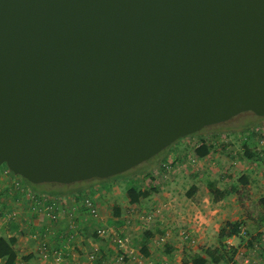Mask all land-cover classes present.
<instances>
[{"label": "water", "instance_id": "95a60500", "mask_svg": "<svg viewBox=\"0 0 264 264\" xmlns=\"http://www.w3.org/2000/svg\"><path fill=\"white\" fill-rule=\"evenodd\" d=\"M264 118V0H0V166L106 180Z\"/></svg>", "mask_w": 264, "mask_h": 264}, {"label": "crops", "instance_id": "0c3cea01", "mask_svg": "<svg viewBox=\"0 0 264 264\" xmlns=\"http://www.w3.org/2000/svg\"><path fill=\"white\" fill-rule=\"evenodd\" d=\"M223 130L225 132H218L216 135L226 136L231 133L236 134L239 140H244L248 134V132H245V135L244 133L237 134L228 127ZM181 145L143 170V176L147 175V177L143 181L144 187L138 188L146 192L147 196L135 204H129L125 197L119 204L116 203L117 200L113 201V197L120 194L117 183H113L110 187L105 186V188L111 189V193L106 195L108 198L103 203L100 201L103 184H94L90 189L96 200L92 199L98 205L100 220L97 224L114 226L124 214L126 215L128 235L125 237L134 253L138 255L137 262L132 264H206L203 249L216 241L217 232L222 224L245 219L241 207L247 206L244 197H250L254 193L250 186L251 181L246 179L247 183L238 184L228 189H222L219 184H216L218 189L227 191V196L216 203H212L209 200L206 186L199 178L206 176L208 171H216L217 176H228L236 169L233 170L229 167H225L223 170L219 169L224 160L218 152H210L202 159L191 160L189 156L193 151L185 152ZM178 153L182 160L177 157ZM247 163L249 160L244 165ZM164 165H167L171 170L166 179L161 178L164 177ZM255 167L246 170V172H254L255 175L254 173L247 175L251 178L254 176L258 182L257 186H261L264 191V173L260 167L256 165ZM231 176L235 177V173ZM5 186L6 184L0 186V221L4 219L3 216L8 210H18V217L14 223H10L6 227L0 226V236H14L18 241L20 235H10L14 233L13 226H16V232L26 233L29 238L33 236L37 239L43 238L50 243L51 248H57L59 231L60 235H63L67 218L62 217L56 224H49L35 217L32 213L27 212L26 202L22 196L15 194V192L8 194L10 190L7 191ZM255 190L258 191L259 188ZM83 192L55 199L70 206L75 197L85 194ZM107 204H109V209ZM113 210H117L115 215H113ZM2 224L0 223V225ZM82 224L89 225L90 222ZM94 226L95 223L91 225V227ZM181 231H185L194 240V244L184 242L180 237ZM33 233L37 235H33ZM225 242L222 241L224 244ZM230 242L234 245V239ZM263 245L264 243L261 246L264 247ZM90 246L97 250L99 256V261L94 264H113L112 245L102 239H92L84 235L83 238L80 237L75 240L69 250L64 251L66 264H90L86 261ZM143 248L147 253L145 257L139 253L140 249ZM29 252L23 255L21 260L17 259L20 261L19 264H44L38 255L36 241L33 249ZM257 255L261 257V253ZM13 264H17V261Z\"/></svg>", "mask_w": 264, "mask_h": 264}, {"label": "rangeland", "instance_id": "374dc122", "mask_svg": "<svg viewBox=\"0 0 264 264\" xmlns=\"http://www.w3.org/2000/svg\"><path fill=\"white\" fill-rule=\"evenodd\" d=\"M227 127L230 128L232 132L235 131L237 134L244 133L245 135V132H248V134H246L247 137L244 140H239V138L236 137V134L229 133L226 136H223L222 134L216 135V133L218 132H225L223 129ZM203 140L206 141L205 143H210L212 145L211 152H218L223 157L224 163L220 164V167L218 165L219 169L223 170V168L225 167H229L233 170L236 169L233 173H231V175L235 173V177H232L231 175L217 176L216 171H208V174H206V176L199 178V180H201L204 185L206 184V182H213L215 185L219 184V187L222 189H228L232 186H237L238 184H240V182L247 183L246 179H249V181H251V189L254 190V193L250 195V197H244L247 206L243 205L241 207L242 215L245 217L244 220H240L238 222L243 227L242 233L238 240H234V245L231 248H226L227 250H225L224 248H220V250L223 251L224 255L218 264H255L254 262H261L264 264V255L261 254V257H259L252 251L254 243L259 245H262L264 243V241H262L260 237L264 233V211L259 208L257 204V200L260 199L262 195H264V191L262 190L261 186H257L258 182L254 178V176H252V178L248 176L252 175L254 172H246L247 169H249L250 167L254 168L256 165L257 167H260L262 169V172L264 173V160L261 158H257L258 151H261L259 149V141L264 140V118H257L251 113H244L223 124L205 128L194 135L187 136L175 141L173 144H171L169 147L164 149L152 159L123 174L111 177L107 180H104L102 183L100 181H90L88 183V187L85 188L83 193H85V196H89V198H94L93 192L90 191V189H92V185L103 184V191L100 197V201L103 203L104 200L108 198L106 195L111 193V189L105 188V186L110 187L113 183H117V185L119 186L118 190L120 194L116 196L117 199H115L116 197H113V201L117 200L116 203L119 204L120 201L125 197V191L128 187H144L143 181L144 179H146L147 175L143 176V170L147 169V167L153 164L156 160L164 155H168L169 153L173 152L177 147L180 146V144H182L181 147H183L185 152H190L195 145L199 144ZM219 141H223L222 143H225L227 147H223L222 143ZM243 146L251 154V157L248 159L244 154L245 149L243 148ZM181 153L184 154L183 152ZM177 156H179V153ZM179 158L182 160L181 156H179ZM247 160H249V163L244 165ZM221 176L223 177L221 178ZM7 183H11L10 186L12 187L15 186V184H21L27 187L33 193L38 192L34 191L37 189L36 186L38 185L27 184L22 178L14 176L2 165L0 166V186ZM258 188L259 190L256 191L255 189ZM113 191H115V189H113ZM107 206L109 209V204H107ZM108 209L106 208V210ZM0 223H3L2 225H0L1 227H3V225L5 227L9 225L6 221H0ZM87 232L92 233V230H88ZM15 235H20V237L18 236V238L20 239L17 241L15 249L18 259L21 260L23 255L30 253L29 251L33 249L35 240L29 238L26 233L21 234L20 232H16ZM214 247H218L217 241L212 242V244L208 248ZM19 263L20 261L17 260V264Z\"/></svg>", "mask_w": 264, "mask_h": 264}, {"label": "built area", "instance_id": "2783aa9c", "mask_svg": "<svg viewBox=\"0 0 264 264\" xmlns=\"http://www.w3.org/2000/svg\"><path fill=\"white\" fill-rule=\"evenodd\" d=\"M217 139V138H216ZM223 142V141H219ZM223 147H227L225 143H222ZM259 149L257 158L264 160V140L259 141ZM191 160H196L197 158L192 154L190 157ZM164 177L166 179L167 175L171 173L170 168L167 165L163 166ZM18 177V176H17ZM11 183L6 184L8 194L15 192L19 194L26 202L27 212L32 213L35 217L46 221L49 224H56L62 217L67 218V225L64 227L62 234L57 238V248H51L50 243L47 240L37 237H31V239L37 242V251L40 259L44 264H66V251L71 248V244L79 239L83 238L84 229L91 228L95 236L103 241H106L108 244L112 245V256L113 264H132L137 262L138 255L134 253L133 249L130 247L125 235H128V221L127 217L124 214L121 218V224L119 226H106L99 225L100 218L98 217V205L94 202L89 196H79L75 197L73 204L67 206L63 201L56 200L54 197H49L47 195H38L30 191L27 187L21 184H15V186H10ZM60 199V198H57ZM3 222L14 223L18 217V210L6 211L4 214ZM90 222L89 225H83L82 223ZM95 223L94 227L91 225ZM242 228L240 233H242ZM33 235H37L33 233ZM180 237L184 242L188 244H194V240L187 235L185 231L180 232ZM261 240L264 241V233L260 236ZM234 238H228L225 241L226 248H230L233 245L231 240ZM253 253L264 255V248L259 244L254 243L252 247ZM97 250L90 246L88 248V253L86 255V261L90 264H93L96 260ZM261 263V262H254ZM0 264H4L0 261ZM263 264V263H261Z\"/></svg>", "mask_w": 264, "mask_h": 264}, {"label": "trees", "instance_id": "16d2710c", "mask_svg": "<svg viewBox=\"0 0 264 264\" xmlns=\"http://www.w3.org/2000/svg\"><path fill=\"white\" fill-rule=\"evenodd\" d=\"M206 141H201L199 144L195 145L192 149L193 153L190 154L189 158L192 156V154L197 158V159H202L205 156H207L211 150H212V145L210 143H205ZM245 149L244 154L246 158H250L251 154L249 151L243 146ZM180 156V155H179ZM179 156H177L179 158ZM97 181V182H103L104 180H97V179H92L86 182H81L77 184H72V185H67V186H61V185H56V184H42L36 186V190L38 191L35 194H43L47 195L49 197H54V198H61L65 196H72L75 193L80 194L85 190L86 187H88V183L90 181ZM107 180V179H106ZM26 182V181H25ZM27 183V182H26ZM245 182H240V184H244ZM29 184V183H27ZM30 185V184H29ZM209 196V200L212 203H216L223 198L227 196V191L225 190H220L216 187V185L213 182H206L205 184ZM125 200L129 204H135L137 203L140 199H144L147 196V193L144 191H141L138 187L135 186H130L126 189L125 191ZM257 204L259 208H261L264 211V197L260 198L257 200ZM117 210H113V215H115ZM121 224V221L116 222V226H119ZM241 228L243 229L242 225L238 222L234 223H228L225 222L222 224V226L219 228L217 235H216V241H217V246L214 248H205L203 249V254L206 258V264H218L219 261L223 258V251L220 250V248L226 249V246L222 241H225L228 238H234V240H238L241 233L240 230ZM12 230H14L13 234L10 235H15L16 232V226H13ZM88 230L91 231V228L84 229L85 232V237L88 236L89 238H96L99 239L95 236L92 231V233L87 232ZM100 240V239H99ZM17 244V239L14 236L11 237H3L0 236V261L4 264H13L15 261H17V252L15 249V246ZM231 248V247H230ZM139 253L142 255V257L147 256V253L145 252L144 248L140 249ZM99 261V256L96 255V260L94 263ZM93 263V264H94Z\"/></svg>", "mask_w": 264, "mask_h": 264}]
</instances>
